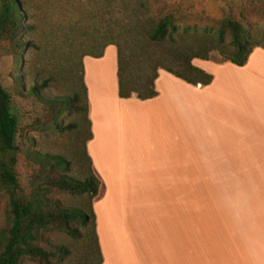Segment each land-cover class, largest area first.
Here are the masks:
<instances>
[{
    "label": "rangeland",
    "instance_id": "rangeland-1",
    "mask_svg": "<svg viewBox=\"0 0 264 264\" xmlns=\"http://www.w3.org/2000/svg\"><path fill=\"white\" fill-rule=\"evenodd\" d=\"M18 2L26 13L23 24L27 27L19 38L28 49L18 54L9 41L0 42V80L18 122L16 144L65 156L73 163L69 173L73 176L85 170L87 146L101 181L91 204L102 262L104 258L106 264H139L134 258L144 254L147 241L153 240L152 248H157L156 241L163 240L164 232L176 234L178 225L203 228L197 234L210 239L213 225L235 223L236 213L264 208V167L253 165L255 158L264 161V122L256 119L257 115L264 118V0ZM167 16L173 17L179 32L188 31L190 44L197 38L195 33H214L221 21L231 19L241 22L260 47L252 53L259 52L258 57L243 67L224 62L218 51L211 52L207 61L193 59L192 64L203 67L215 81L205 92L189 90L176 76L168 78L166 70H159L158 78L160 74L162 78L157 90L166 97L175 92L182 101L180 111L174 105V123L163 121V126H173L181 135L174 151L165 157H150L148 136L161 127L154 113L149 120L147 106L126 99L119 103L123 98L119 96L118 47L112 45L101 61L94 57L86 63L82 60L83 55L98 53L115 38L121 43L128 39L135 49L132 39L138 40L141 26L150 30ZM157 52L150 47V54ZM18 55L24 61L22 66L16 63ZM81 63L101 120L91 130L96 138L89 147V126L81 113L68 111L61 119L65 124L77 123L76 129L49 130L51 111L45 102L57 94L73 93L72 80L80 75ZM48 78L55 81L40 93L43 98L29 94L35 80L42 84ZM100 90L105 92L104 108L97 103L103 97L98 95ZM25 138L33 145H24ZM163 163L166 168L161 167ZM28 168L24 163L17 168L26 192L34 183V172ZM55 197L66 206L85 210L89 201L88 195L80 194L57 193ZM7 222L6 197L1 194L0 230ZM79 229L83 237L78 239L56 231L46 237L69 249L63 264H97L88 229ZM131 244L140 245L136 247L142 250L138 256L130 252ZM24 264L37 263L25 260Z\"/></svg>",
    "mask_w": 264,
    "mask_h": 264
},
{
    "label": "trees",
    "instance_id": "trees-1",
    "mask_svg": "<svg viewBox=\"0 0 264 264\" xmlns=\"http://www.w3.org/2000/svg\"><path fill=\"white\" fill-rule=\"evenodd\" d=\"M21 9L18 0H0V42L9 41L18 54L28 49V44L19 38L27 28L23 24L26 13ZM138 33V40L134 42L132 39L136 51L128 39H122L124 43H121L119 38H115L104 44L98 53L83 55V60L86 56L101 58L108 46L118 47L119 96L123 99L134 94L142 101L156 97L155 82L161 69L194 86L210 85L213 76L195 67L193 59L207 61L211 52L218 51L224 62L243 67L254 49L260 47L256 37L241 22L231 19L221 21L214 33H195L197 38L192 44L188 41V31L179 32L171 16L163 18L150 30L141 26ZM227 35L229 41L226 40ZM150 47L159 53L150 54ZM16 63L24 65L19 55ZM80 68V75L72 80V94H57L45 102L51 111L49 130L63 133L76 129L77 123L65 124L61 119L68 111L81 113L89 126L87 145L93 135L83 63ZM54 81L48 78L40 84L35 80L29 94L43 98L40 93ZM17 134L18 122L11 113V98L0 80V195L6 197L8 220L7 227L0 230V264H24L25 260L37 264H63L70 255L69 249L53 243L46 233L56 231L78 239L83 237L80 226L88 229L86 235L93 242L99 259L97 264H102L96 216L91 204L98 196L101 181L94 172L87 146L83 152L85 170L73 176L69 174L73 163L65 156L41 152L33 147L23 148L16 144ZM27 143L33 145L31 139L25 138L24 145ZM23 163L34 172V183L28 192L20 184L17 171ZM57 193L88 195L87 209L66 206L55 197Z\"/></svg>",
    "mask_w": 264,
    "mask_h": 264
},
{
    "label": "crops",
    "instance_id": "crops-1",
    "mask_svg": "<svg viewBox=\"0 0 264 264\" xmlns=\"http://www.w3.org/2000/svg\"><path fill=\"white\" fill-rule=\"evenodd\" d=\"M110 47H112V45L105 49L104 56L99 58V61L105 58L107 50ZM258 53L259 52L250 56L248 60L249 63H252V60L258 57ZM89 58L92 57L86 56L83 60L84 63H86L85 61ZM197 67L205 70L203 67H200V65ZM165 74L168 78H174L173 75L167 72H165ZM161 78L162 75L160 74V77L156 80L155 88L158 93L156 97L142 101L134 94L131 98L126 99L127 101H135L140 105L147 106L148 111L146 113H150L148 115L149 120L152 117V113H154L160 124L161 128L155 130V133L152 135L153 137L151 136L150 138L148 136L149 144L146 147V151L149 150L150 157H152L153 154L158 157H165L167 152L175 150V144L180 143V132H178V130L175 132L173 126V129L163 126V121L174 123V105L176 104L180 111L182 101L179 94L177 95L175 92L169 97H166L163 92L159 89L157 90V82ZM175 79L184 82L179 78L175 77ZM214 82L213 79V82L207 86H194L186 82L184 83L187 84L189 90L195 88L205 92L213 86ZM104 84L105 83H102L101 85ZM104 94L105 92L102 90L98 93V95L101 96ZM104 99L105 96L100 98L97 102L101 108H104L102 107ZM126 100L119 99L118 101L121 103ZM88 101L89 119L91 121V130L93 131L94 126L99 124L101 120L99 121L100 115L96 114L94 99L91 96V89L89 87ZM256 119L260 124L264 122V118L259 115L256 116ZM239 133H243L242 130ZM92 135L93 139L88 142V147L96 138L93 132ZM253 165L255 167H264V161H257V158H255ZM165 166H167L165 163L161 164V167ZM180 167L181 165H179V168ZM170 180L169 178V181ZM179 180L180 175L177 178V181ZM236 214L238 215V222L231 224L226 223L219 226L213 225L210 229V239H208L207 236L201 238L199 236L200 233L197 234V231L201 232L203 228L198 229L196 225L191 224H186L184 226L178 225V230L175 232L176 234H174L173 230L171 234H166V232H164L162 237L163 240L158 239L156 241L157 248L155 249L152 248L155 244L153 240L147 241V245L143 242L145 245L143 246L144 249H142L144 254H141L138 258L135 257L134 260L139 264H264V208L246 209ZM138 246L140 247V245ZM138 246L131 244L130 252H133L134 255L141 252L142 250L140 251V249L136 248ZM131 260H133V258H131ZM102 264H106V259L103 258Z\"/></svg>",
    "mask_w": 264,
    "mask_h": 264
}]
</instances>
